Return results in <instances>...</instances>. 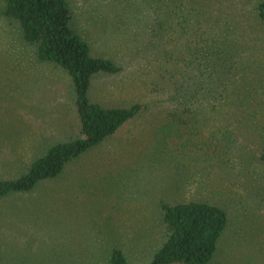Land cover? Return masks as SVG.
I'll use <instances>...</instances> for the list:
<instances>
[{
	"label": "rangeland",
	"instance_id": "rangeland-1",
	"mask_svg": "<svg viewBox=\"0 0 264 264\" xmlns=\"http://www.w3.org/2000/svg\"><path fill=\"white\" fill-rule=\"evenodd\" d=\"M68 2L91 54L120 67L91 76L89 100L141 109L57 176L0 197V264H109L115 248L126 264H147L166 237L163 205L188 201L227 216L207 264H264L258 0ZM215 75L230 80L241 107L218 115L222 109L207 105ZM223 123L231 131L224 136L216 132ZM81 136L69 73L37 60L17 26L0 17V180Z\"/></svg>",
	"mask_w": 264,
	"mask_h": 264
},
{
	"label": "trees",
	"instance_id": "trees-1",
	"mask_svg": "<svg viewBox=\"0 0 264 264\" xmlns=\"http://www.w3.org/2000/svg\"><path fill=\"white\" fill-rule=\"evenodd\" d=\"M255 8L258 19L264 22V0H258ZM0 17L17 26L22 40L33 47L37 60L60 66L69 73L82 134L74 140L51 146L21 176L0 180V197H3L11 192L29 191L37 182L57 176L67 162L100 143L134 117L141 105L105 108L89 100L87 92L91 76L98 72L116 73L120 67L110 59L91 54L88 42L72 27L73 11L68 0H0ZM213 50V67L219 71L218 67L224 60L217 57H223L222 51L218 45ZM202 62L207 65L210 60L203 56ZM215 78L217 86L207 97V105L222 109L218 115L223 114V109L241 107L237 103L239 97L229 88L227 81L230 80L216 75ZM199 87L201 93L209 90L203 85ZM231 113L240 117L239 112ZM218 115L215 118L218 119ZM226 126L223 123L215 131L221 133L223 128L224 136L231 132ZM259 159L264 161V141ZM162 209L166 237L147 264H207L227 224L225 211L201 201L164 204ZM109 264H126L120 249L112 250Z\"/></svg>",
	"mask_w": 264,
	"mask_h": 264
},
{
	"label": "crops",
	"instance_id": "crops-1",
	"mask_svg": "<svg viewBox=\"0 0 264 264\" xmlns=\"http://www.w3.org/2000/svg\"><path fill=\"white\" fill-rule=\"evenodd\" d=\"M89 150V149H88Z\"/></svg>",
	"mask_w": 264,
	"mask_h": 264
}]
</instances>
